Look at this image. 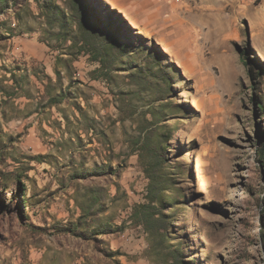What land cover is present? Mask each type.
<instances>
[{"label": "rangeland", "instance_id": "rangeland-1", "mask_svg": "<svg viewBox=\"0 0 264 264\" xmlns=\"http://www.w3.org/2000/svg\"><path fill=\"white\" fill-rule=\"evenodd\" d=\"M148 1L0 0V264H264V0Z\"/></svg>", "mask_w": 264, "mask_h": 264}, {"label": "trees", "instance_id": "trees-1", "mask_svg": "<svg viewBox=\"0 0 264 264\" xmlns=\"http://www.w3.org/2000/svg\"><path fill=\"white\" fill-rule=\"evenodd\" d=\"M93 13V12H92ZM93 17H95V13L91 14ZM259 161L261 163V166L264 170V142L261 150L259 151ZM157 166H161V157L159 154L154 153V156H151V159L147 161L146 163V174L149 179V188H153L154 184L156 185H161L164 183L166 180L162 179V172L161 169L159 168L156 170ZM157 173H160V175H157ZM151 205V204H150ZM150 205L147 204H138V207L144 209L145 214L148 216L150 214Z\"/></svg>", "mask_w": 264, "mask_h": 264}, {"label": "crops", "instance_id": "crops-1", "mask_svg": "<svg viewBox=\"0 0 264 264\" xmlns=\"http://www.w3.org/2000/svg\"><path fill=\"white\" fill-rule=\"evenodd\" d=\"M114 2V4L117 5V7H120L121 10L126 12L128 16L131 15V13L135 12V10L138 8L141 0H111ZM151 1V0H150ZM145 2H149L148 0H145Z\"/></svg>", "mask_w": 264, "mask_h": 264}, {"label": "bare ground", "instance_id": "bare-ground-1", "mask_svg": "<svg viewBox=\"0 0 264 264\" xmlns=\"http://www.w3.org/2000/svg\"><path fill=\"white\" fill-rule=\"evenodd\" d=\"M264 15V14H263ZM261 19H262V24H264V16L262 17V15H261ZM255 46L259 49V46L257 45V43H255ZM260 50V49H259Z\"/></svg>", "mask_w": 264, "mask_h": 264}]
</instances>
